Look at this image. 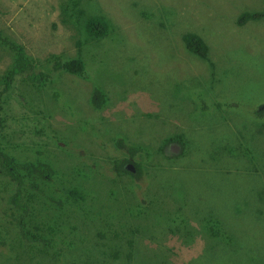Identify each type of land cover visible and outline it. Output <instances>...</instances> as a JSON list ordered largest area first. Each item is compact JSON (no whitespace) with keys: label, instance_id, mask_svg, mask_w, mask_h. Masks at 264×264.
Returning a JSON list of instances; mask_svg holds the SVG:
<instances>
[{"label":"rangeland","instance_id":"1","mask_svg":"<svg viewBox=\"0 0 264 264\" xmlns=\"http://www.w3.org/2000/svg\"><path fill=\"white\" fill-rule=\"evenodd\" d=\"M87 1L80 7L100 38L76 37L61 22V0H0V78L14 58L7 39L48 75L40 88L17 76L0 99L7 137L29 147L16 154L49 165L53 184L75 174L84 184L83 213L72 219L83 242L30 259L23 245L9 248L0 222V264H264V17H243L263 13L264 0ZM185 34L202 36L207 60ZM53 56H82L88 74L55 70ZM171 135L177 158L161 154ZM195 208L231 229L207 224L205 251ZM176 224L193 229L190 245L165 236ZM124 238L132 246L118 248ZM111 243L121 253L104 257Z\"/></svg>","mask_w":264,"mask_h":264},{"label":"trees","instance_id":"2","mask_svg":"<svg viewBox=\"0 0 264 264\" xmlns=\"http://www.w3.org/2000/svg\"><path fill=\"white\" fill-rule=\"evenodd\" d=\"M87 0H61V22L67 26V28L74 29L77 34L76 37H81L84 33H90V35L100 38L104 34H94L92 32V22L85 20L86 13L81 3L86 4ZM244 20H258L264 17V12L261 14H246L243 16ZM184 40L187 42L186 47L194 54H198L201 59L207 60L206 55V43L202 36L198 34H185ZM6 47H10L14 52L13 62L6 70L4 75L0 78L2 82L0 86V99L2 96L11 89L12 84L17 76H26L33 83H37L40 88V84L45 76V73L37 74L36 69L39 67L38 62L28 55L25 48L19 43L14 44L10 40H3ZM82 42L79 39V45ZM53 67L55 70H61L74 76L84 78L86 68L85 61L82 56L66 58L62 60L60 56H53ZM33 72L34 75L29 74ZM87 73V72H86ZM88 74V73H87ZM1 109V107H0ZM28 111H31V116L35 117L36 114L32 111H36L34 105L28 107ZM6 122H4L3 116L0 114V177L3 179L2 190L5 196L2 201L5 203L4 208L0 212V222L2 228L6 230L7 242H9V248L11 250H17L18 247L24 246L23 254H27L30 259L34 257V254L48 253L51 245H55L59 248L67 245V248L74 247L79 241L83 242L84 237L79 240L75 239V232H78V226L73 223L80 215L82 211V199H83V183L79 185L78 174L73 177H67L66 183L63 187L57 184H53V177L51 173H46L45 169L49 166L43 162L40 157H36L35 160L27 161V154H16L15 151L19 150L21 153H25L26 148L22 144H13L7 137ZM15 123L14 125H16ZM177 135H171L164 140L163 147H161V154L167 158H177L180 153H174L171 149V145H179L177 141ZM181 136V135H180ZM184 140L185 137L181 136ZM182 144V143H181ZM179 152V151H178ZM126 153V152H125ZM129 156V153H126ZM122 156L120 160L123 163L130 160L128 157ZM124 169V168H123ZM130 170L128 168L124 169ZM131 172V170H130ZM135 174V173H133ZM128 190V189H127ZM125 190V193L128 194ZM134 215V209L131 207ZM197 211L193 219L200 227H194L198 230L201 237H205V230L208 232L207 238L202 239L204 242V250L208 247V239L212 237V232L208 231L206 225L211 223H218V227L221 231L231 233V229L224 225L226 219L219 217L216 211L208 210L201 211L199 208H195ZM76 216V217H75ZM67 224V226H65ZM173 224V222H172ZM134 226V225H133ZM136 227V226H134ZM143 233L145 229L139 227ZM192 228L183 230L180 225H175L169 228L165 233V236L170 232L174 234L179 240H183L185 245L189 244L186 236L193 235ZM217 230L215 235H220V230ZM137 229H133V231ZM174 230H177L174 233ZM100 235V231L98 232ZM156 231L152 230L149 236L153 239L156 238ZM132 235V234H130ZM3 243V242H0ZM117 247L121 248L125 245L132 246V239L125 238L121 241H117ZM112 244L107 245V249L101 250L104 257L117 256L120 251L114 249ZM190 245V244H189ZM3 246H6L4 243ZM159 256V253L156 252ZM159 264L162 262L157 261ZM167 264V260H165ZM13 264L12 259L8 263ZM192 264V263H190Z\"/></svg>","mask_w":264,"mask_h":264},{"label":"clouds","instance_id":"3","mask_svg":"<svg viewBox=\"0 0 264 264\" xmlns=\"http://www.w3.org/2000/svg\"><path fill=\"white\" fill-rule=\"evenodd\" d=\"M119 161H120V160H119ZM124 166H126V168L130 169V170H131V173H136L135 170H134V168H132V167L130 166V163L126 162V163H124ZM130 170H128V171H130Z\"/></svg>","mask_w":264,"mask_h":264},{"label":"water","instance_id":"4","mask_svg":"<svg viewBox=\"0 0 264 264\" xmlns=\"http://www.w3.org/2000/svg\"><path fill=\"white\" fill-rule=\"evenodd\" d=\"M175 145V144H174ZM177 146H171V149H172V151L174 152V153H178V150H177Z\"/></svg>","mask_w":264,"mask_h":264},{"label":"flooded vegetation","instance_id":"5","mask_svg":"<svg viewBox=\"0 0 264 264\" xmlns=\"http://www.w3.org/2000/svg\"><path fill=\"white\" fill-rule=\"evenodd\" d=\"M105 226L107 227V224H106ZM77 228H78V230H80L79 227H77ZM82 238H83V237H81V239H82Z\"/></svg>","mask_w":264,"mask_h":264}]
</instances>
